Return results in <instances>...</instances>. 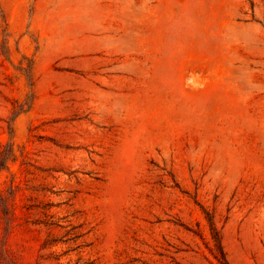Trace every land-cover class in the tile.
I'll list each match as a JSON object with an SVG mask.
<instances>
[{
	"label": "rangeland",
	"instance_id": "374dc122",
	"mask_svg": "<svg viewBox=\"0 0 264 264\" xmlns=\"http://www.w3.org/2000/svg\"><path fill=\"white\" fill-rule=\"evenodd\" d=\"M0 264H264V0H0Z\"/></svg>",
	"mask_w": 264,
	"mask_h": 264
},
{
	"label": "trees",
	"instance_id": "16d2710c",
	"mask_svg": "<svg viewBox=\"0 0 264 264\" xmlns=\"http://www.w3.org/2000/svg\"><path fill=\"white\" fill-rule=\"evenodd\" d=\"M209 226H210V230L212 232V238H213L214 242L216 243V247L220 252H222L220 237H219V234L216 231V228H215L214 224L212 223L211 219H209Z\"/></svg>",
	"mask_w": 264,
	"mask_h": 264
}]
</instances>
